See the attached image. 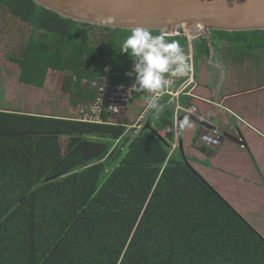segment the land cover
<instances>
[{"label":"trees","instance_id":"1","mask_svg":"<svg viewBox=\"0 0 264 264\" xmlns=\"http://www.w3.org/2000/svg\"><path fill=\"white\" fill-rule=\"evenodd\" d=\"M0 16L30 28L21 56L8 57L24 86L44 89L54 70L64 75L56 93L90 101L82 81L104 74V57L114 69L132 62L120 52L130 30L78 23L32 0H0ZM169 39L186 50L185 38ZM212 43L224 62L264 63V31H212ZM195 44L209 59L208 40ZM154 121L130 136L0 108V264H264V237L158 133L174 126V110Z\"/></svg>","mask_w":264,"mask_h":264},{"label":"crops","instance_id":"2","mask_svg":"<svg viewBox=\"0 0 264 264\" xmlns=\"http://www.w3.org/2000/svg\"><path fill=\"white\" fill-rule=\"evenodd\" d=\"M234 58L224 62L215 57L214 49L209 59L201 58L200 86L196 94L204 100H187V104L196 107L197 112L193 117L201 123L195 122L197 126L188 129L187 140L183 130V149L193 168L242 214L239 206L230 200L221 185L247 191L254 183L264 182V73L225 80L228 74L230 76L228 72L233 70V64L247 63L244 60L236 62ZM39 90L47 95L46 88ZM55 96L63 98V93H55ZM134 103L132 114L129 111L128 116L121 118L125 123L129 122L128 125L133 124L145 105L143 100H135ZM213 127L225 131L221 143L212 147L197 146V135Z\"/></svg>","mask_w":264,"mask_h":264},{"label":"water","instance_id":"3","mask_svg":"<svg viewBox=\"0 0 264 264\" xmlns=\"http://www.w3.org/2000/svg\"><path fill=\"white\" fill-rule=\"evenodd\" d=\"M65 19L98 26L100 18L114 17V23L99 26L131 30L143 26L152 31H166L188 25L203 27L213 53L212 31H264V0H32ZM161 110L165 102L160 103ZM154 112L143 130L152 129L159 116ZM189 116V115H188ZM190 120L201 123L193 116ZM182 117L181 120H183ZM179 130L180 152L183 130Z\"/></svg>","mask_w":264,"mask_h":264},{"label":"built area","instance_id":"4","mask_svg":"<svg viewBox=\"0 0 264 264\" xmlns=\"http://www.w3.org/2000/svg\"><path fill=\"white\" fill-rule=\"evenodd\" d=\"M164 32L168 38L181 37L186 39L184 53L190 66V71L185 76L172 78L166 74V78L171 79L172 83L158 97L159 104L165 102V106H169L174 110V126L158 131L160 136L169 142L173 153L180 148L178 130L180 118L185 115H196L197 112L196 107L187 104V100H204L196 94L200 86L201 58L196 56L195 43L202 38H206L207 33L203 27H190L188 25L175 27ZM104 61L106 63L104 74L97 81L91 83L87 80L82 81L83 85H88L95 91V97L90 101L83 100L84 102L78 106L75 120L82 123L122 126L127 129L126 135L136 136L144 129L155 110L149 109L145 100L143 110L137 115L133 124H126L121 118L128 116L130 102L132 101L134 105V99L137 96L144 95L146 98L147 93L129 90L134 81V77L127 75L132 67V62L127 70H120L114 69V65L111 64L108 56L104 57ZM74 81H78V79L74 77ZM104 113L111 116L105 120ZM225 134L224 130L216 127L206 128L197 135L195 144L200 147L219 145Z\"/></svg>","mask_w":264,"mask_h":264},{"label":"rangeland","instance_id":"5","mask_svg":"<svg viewBox=\"0 0 264 264\" xmlns=\"http://www.w3.org/2000/svg\"><path fill=\"white\" fill-rule=\"evenodd\" d=\"M29 27L20 24L14 19L5 21V19L0 16V108L9 110H31L37 112L49 113L52 111L53 115L64 117H77L78 106L83 103L82 99H71L70 97L63 95L55 96V87L58 83V78L60 73L54 70L48 71V80L45 88L47 89V95L43 90H35L31 88L22 87L19 83V72L18 66L12 64L8 57L19 58L21 56V49L23 47V40H26L29 34ZM256 56V55H252ZM257 59L261 65L258 67L256 62H247L245 65H241L227 75L225 80L238 79L245 76H255L260 72L264 73V63L261 58L257 56ZM234 72V75H233ZM64 77V75H60ZM60 88V87H59ZM55 92V93H54ZM143 102L146 98L143 96H138L136 99ZM20 106V107H19ZM169 107V106H167ZM130 113L132 114L133 103L130 102ZM126 124H130L126 122ZM197 126L195 122L190 120V127L184 129L185 137L187 135L188 129ZM234 134V131L231 130ZM187 140V137H186ZM62 146L65 150L67 146V140H62ZM180 154L178 150L177 156ZM188 160V158H187ZM188 163L189 160H188ZM221 187L227 191L230 200L235 202L241 210V215L249 222L256 230L264 237V182H256L254 186L249 190L244 191L237 187H232L230 185H221ZM234 204V203H233ZM236 206V205H235ZM240 213V212H239Z\"/></svg>","mask_w":264,"mask_h":264},{"label":"clouds","instance_id":"6","mask_svg":"<svg viewBox=\"0 0 264 264\" xmlns=\"http://www.w3.org/2000/svg\"><path fill=\"white\" fill-rule=\"evenodd\" d=\"M113 23L114 17H104L99 19L98 26ZM120 52L127 54L132 61L127 75L134 77V81L129 90L147 93L146 103L149 109L158 114L161 110L158 97L172 83L171 79L166 78V74L177 78L190 71L187 57L179 42L170 40L163 30L159 34H153L149 28L136 26L122 40ZM186 127H190L188 115L179 122L180 130Z\"/></svg>","mask_w":264,"mask_h":264}]
</instances>
